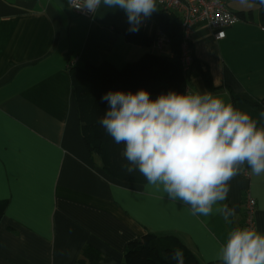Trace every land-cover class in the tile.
I'll list each match as a JSON object with an SVG mask.
<instances>
[{
    "label": "crops",
    "instance_id": "crops-1",
    "mask_svg": "<svg viewBox=\"0 0 264 264\" xmlns=\"http://www.w3.org/2000/svg\"><path fill=\"white\" fill-rule=\"evenodd\" d=\"M240 11L257 19L258 6ZM129 27L122 9L103 4L85 18L67 0H0V264H126L127 245L145 235L175 237L201 264H219L227 232L244 225L247 194L264 233V174L246 165L230 181L224 203L236 214L227 223L215 212L192 215L147 182L109 175L86 146L69 69L103 61L120 69L156 52L127 42L119 30ZM142 30L151 34L153 23ZM213 32L193 29L192 57L209 85L193 70L186 92H211L264 127V29L239 20L219 41Z\"/></svg>",
    "mask_w": 264,
    "mask_h": 264
},
{
    "label": "clouds",
    "instance_id": "clouds-1",
    "mask_svg": "<svg viewBox=\"0 0 264 264\" xmlns=\"http://www.w3.org/2000/svg\"><path fill=\"white\" fill-rule=\"evenodd\" d=\"M239 3L252 6L250 0ZM101 4L122 9L129 31L137 32L156 10L157 0H83L77 8L95 13ZM258 4L264 7V0ZM101 100L109 107L99 124L116 144L124 145L126 171H138L148 185L187 206L194 216L215 212L231 223L235 208L224 203L230 181L245 165L257 176L264 174V127L211 92L169 91L152 100L143 89L135 94L109 91ZM259 116L264 119V111ZM170 259L185 264L180 249ZM216 259L219 264H264V233L232 228Z\"/></svg>",
    "mask_w": 264,
    "mask_h": 264
},
{
    "label": "trees",
    "instance_id": "trees-1",
    "mask_svg": "<svg viewBox=\"0 0 264 264\" xmlns=\"http://www.w3.org/2000/svg\"><path fill=\"white\" fill-rule=\"evenodd\" d=\"M257 4V19L249 13L233 12L239 20L256 22L264 29V7H260L258 0H250ZM231 11V10H230ZM232 12V11H231ZM153 23V32L139 28L137 32H130L129 28H120L124 39L136 45L150 48L156 42L158 33H162L167 40L165 47L156 52L145 53L136 61L127 62L117 69L108 61L99 65L85 63L82 67H70L69 75L74 91L75 101L81 122V133L90 151L100 154L104 168L109 175L128 182L146 183L145 178L138 172L129 174L123 157V144H116L99 124V117L104 116L109 105L102 101L105 93L112 91L132 92L143 89L149 93L150 99L155 100L161 94L169 91L178 94L186 93L187 83L192 71L201 76L209 85V74L204 67L197 64L192 57V64L187 75L182 72L180 63L181 19L171 11L156 7L148 17ZM167 47V50H164ZM191 49V46H190ZM257 107L264 111V97L259 100ZM180 249L184 253L185 264H201L194 254L175 237L156 238L145 235L142 243H129L124 252L126 264H175L170 259L172 252ZM90 248L84 250V255L90 256ZM91 261V260H90ZM99 264L98 260L91 261Z\"/></svg>",
    "mask_w": 264,
    "mask_h": 264
},
{
    "label": "built area",
    "instance_id": "built-area-1",
    "mask_svg": "<svg viewBox=\"0 0 264 264\" xmlns=\"http://www.w3.org/2000/svg\"><path fill=\"white\" fill-rule=\"evenodd\" d=\"M83 0H67L70 11L76 15L92 18L94 13L86 8H77ZM157 6L166 11L176 13L181 19V46L180 63L182 72L187 75L192 64L190 37L193 29L198 25H205L213 32V39L219 41L224 38L226 27L239 22V18L230 11L225 0H157ZM167 43L165 36L158 33V38L153 44L156 50H162ZM248 178L249 174L244 173ZM255 201L249 194L245 198V222L243 227L254 228L253 212Z\"/></svg>",
    "mask_w": 264,
    "mask_h": 264
},
{
    "label": "rangeland",
    "instance_id": "rangeland-1",
    "mask_svg": "<svg viewBox=\"0 0 264 264\" xmlns=\"http://www.w3.org/2000/svg\"><path fill=\"white\" fill-rule=\"evenodd\" d=\"M250 3L252 4V6L251 7H246V6L240 5L239 0H229L228 3H227V7L230 10L234 11V12H238V11L244 10V9H246V10L253 9V8L255 9L257 7V4L255 2L250 1ZM145 22H146V24H147V22L150 23V24L152 23V21L149 18H145V19L142 20V23L139 26L140 29L145 24ZM148 28H149V26H148ZM166 51H168V50L166 49ZM83 64L84 63H80V62L78 63V65H81V67L83 66ZM99 64L100 63H98V65Z\"/></svg>",
    "mask_w": 264,
    "mask_h": 264
},
{
    "label": "bare ground",
    "instance_id": "bare-ground-1",
    "mask_svg": "<svg viewBox=\"0 0 264 264\" xmlns=\"http://www.w3.org/2000/svg\"><path fill=\"white\" fill-rule=\"evenodd\" d=\"M68 5V4H67ZM74 14V13H73ZM76 15V14H75ZM79 16V15H78Z\"/></svg>",
    "mask_w": 264,
    "mask_h": 264
}]
</instances>
